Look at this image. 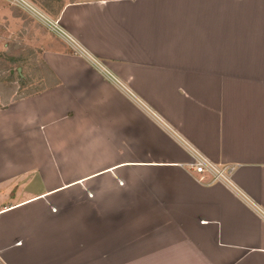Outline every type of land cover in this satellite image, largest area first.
Segmentation results:
<instances>
[{
  "label": "crops",
  "instance_id": "1",
  "mask_svg": "<svg viewBox=\"0 0 264 264\" xmlns=\"http://www.w3.org/2000/svg\"><path fill=\"white\" fill-rule=\"evenodd\" d=\"M59 6V84L0 108V264H264V0Z\"/></svg>",
  "mask_w": 264,
  "mask_h": 264
},
{
  "label": "rangeland",
  "instance_id": "2",
  "mask_svg": "<svg viewBox=\"0 0 264 264\" xmlns=\"http://www.w3.org/2000/svg\"><path fill=\"white\" fill-rule=\"evenodd\" d=\"M22 1L45 19L18 0H0V108L52 83L40 54L56 35L51 18L61 0ZM246 26L254 30L253 25ZM260 27L264 32V25ZM260 42L264 47V39ZM256 58L255 62L264 63V55Z\"/></svg>",
  "mask_w": 264,
  "mask_h": 264
},
{
  "label": "built area",
  "instance_id": "3",
  "mask_svg": "<svg viewBox=\"0 0 264 264\" xmlns=\"http://www.w3.org/2000/svg\"><path fill=\"white\" fill-rule=\"evenodd\" d=\"M55 33H57L56 28H55ZM191 165L196 174L201 175L202 177L208 175L211 177L213 182L230 185L231 173L233 170L231 167L229 168V167L215 165L211 163L209 160H207L205 157L194 151L192 154Z\"/></svg>",
  "mask_w": 264,
  "mask_h": 264
},
{
  "label": "trees",
  "instance_id": "4",
  "mask_svg": "<svg viewBox=\"0 0 264 264\" xmlns=\"http://www.w3.org/2000/svg\"><path fill=\"white\" fill-rule=\"evenodd\" d=\"M20 66H22V65H20ZM50 75V77H51V79H52V83L51 84H49L48 86H46L45 88H43L42 90H40V91H38V92H34V93H31V94H29V95H27L26 97H29V96H32V95H34V94H37V93H39V92H42L43 90H45L46 88H51V87H53V86H57L58 84H59V82L54 78V76H52L51 74H49ZM25 98V97H24ZM21 99V98H20ZM19 100V99H18Z\"/></svg>",
  "mask_w": 264,
  "mask_h": 264
},
{
  "label": "bare ground",
  "instance_id": "5",
  "mask_svg": "<svg viewBox=\"0 0 264 264\" xmlns=\"http://www.w3.org/2000/svg\"><path fill=\"white\" fill-rule=\"evenodd\" d=\"M18 1H21V2L23 3L22 0H18ZM23 4H24L27 8H29L32 12H34L36 15H38V16L41 17V18H43L39 12H37L35 9L31 8L27 3H23ZM43 19H45V18H43Z\"/></svg>",
  "mask_w": 264,
  "mask_h": 264
},
{
  "label": "water",
  "instance_id": "6",
  "mask_svg": "<svg viewBox=\"0 0 264 264\" xmlns=\"http://www.w3.org/2000/svg\"><path fill=\"white\" fill-rule=\"evenodd\" d=\"M20 71V70H19Z\"/></svg>",
  "mask_w": 264,
  "mask_h": 264
}]
</instances>
